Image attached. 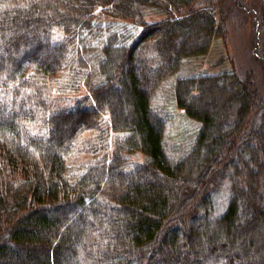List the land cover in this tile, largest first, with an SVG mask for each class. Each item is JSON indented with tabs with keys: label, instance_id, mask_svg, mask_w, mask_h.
<instances>
[{
	"label": "trees",
	"instance_id": "16d2710c",
	"mask_svg": "<svg viewBox=\"0 0 264 264\" xmlns=\"http://www.w3.org/2000/svg\"><path fill=\"white\" fill-rule=\"evenodd\" d=\"M221 1L0 0V264H252L244 250L264 252L259 91L233 70L182 76L224 37ZM257 23L264 37V0ZM63 69L88 76L93 107L54 105ZM172 78L200 125L189 147L169 143L153 106Z\"/></svg>",
	"mask_w": 264,
	"mask_h": 264
},
{
	"label": "rangeland",
	"instance_id": "374dc122",
	"mask_svg": "<svg viewBox=\"0 0 264 264\" xmlns=\"http://www.w3.org/2000/svg\"><path fill=\"white\" fill-rule=\"evenodd\" d=\"M221 2L218 20L223 25L224 37L214 39L206 55L186 60L182 68V76L216 75L226 70H233L242 79H252L259 91V107L263 106L264 111V59L261 56L264 37L257 23L263 0H222ZM148 12L151 15L149 14L147 18L153 21L164 17L151 9ZM87 82L88 76L77 77V75L70 74L67 69L53 75L49 84L52 95L55 96L54 105L59 108L72 109L80 102L89 108L93 107ZM173 93L174 79L172 78L166 80L156 91L152 99L153 106L168 120L169 143L189 147L200 125L189 118L184 110L177 107ZM105 119L108 120V117ZM117 136L119 135L112 133L111 139L114 140ZM76 153L73 157L77 163L80 160L84 163L94 162L101 155L93 152ZM144 159V156L140 154L134 157V160L139 162H144ZM72 161L73 159L69 163ZM224 185L226 186V181ZM255 247L254 252L245 249V255L252 254L249 256L252 264H263L264 252L261 246Z\"/></svg>",
	"mask_w": 264,
	"mask_h": 264
}]
</instances>
